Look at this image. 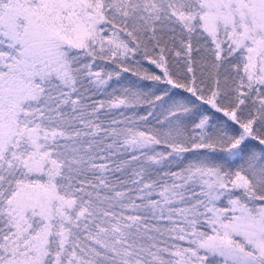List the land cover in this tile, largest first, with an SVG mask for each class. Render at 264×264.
Returning <instances> with one entry per match:
<instances>
[{
    "label": "snow or ice",
    "instance_id": "snow-or-ice-1",
    "mask_svg": "<svg viewBox=\"0 0 264 264\" xmlns=\"http://www.w3.org/2000/svg\"><path fill=\"white\" fill-rule=\"evenodd\" d=\"M0 264H264V0H0Z\"/></svg>",
    "mask_w": 264,
    "mask_h": 264
},
{
    "label": "trees",
    "instance_id": "trees-1",
    "mask_svg": "<svg viewBox=\"0 0 264 264\" xmlns=\"http://www.w3.org/2000/svg\"><path fill=\"white\" fill-rule=\"evenodd\" d=\"M155 70V69H154ZM155 71H157V72H159V70H155ZM134 79V78H133Z\"/></svg>",
    "mask_w": 264,
    "mask_h": 264
}]
</instances>
